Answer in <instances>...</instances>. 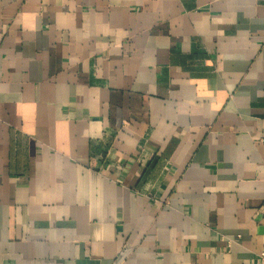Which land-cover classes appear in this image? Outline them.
<instances>
[{
  "label": "crops",
  "instance_id": "0c3cea01",
  "mask_svg": "<svg viewBox=\"0 0 264 264\" xmlns=\"http://www.w3.org/2000/svg\"><path fill=\"white\" fill-rule=\"evenodd\" d=\"M262 251L264 0H0V264Z\"/></svg>",
  "mask_w": 264,
  "mask_h": 264
},
{
  "label": "built area",
  "instance_id": "2783aa9c",
  "mask_svg": "<svg viewBox=\"0 0 264 264\" xmlns=\"http://www.w3.org/2000/svg\"><path fill=\"white\" fill-rule=\"evenodd\" d=\"M228 246L230 247V245H228ZM258 256L260 259L264 260V251H262Z\"/></svg>",
  "mask_w": 264,
  "mask_h": 264
}]
</instances>
